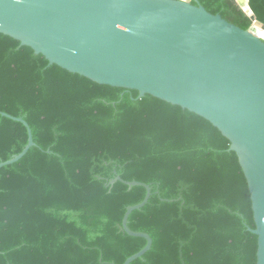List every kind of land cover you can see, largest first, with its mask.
Returning <instances> with one entry per match:
<instances>
[{
    "label": "trees",
    "instance_id": "16d2710c",
    "mask_svg": "<svg viewBox=\"0 0 264 264\" xmlns=\"http://www.w3.org/2000/svg\"><path fill=\"white\" fill-rule=\"evenodd\" d=\"M178 1V0H175ZM238 0H197L240 29ZM264 25V0H247ZM196 5L195 0H191ZM0 113L35 144L0 169V264H256L247 182L229 141L201 117L136 91L98 85L0 34ZM28 142L0 115V164Z\"/></svg>",
    "mask_w": 264,
    "mask_h": 264
},
{
    "label": "water",
    "instance_id": "95a60500",
    "mask_svg": "<svg viewBox=\"0 0 264 264\" xmlns=\"http://www.w3.org/2000/svg\"><path fill=\"white\" fill-rule=\"evenodd\" d=\"M0 0V34L58 66L98 85L136 91L187 110L215 127L230 143L247 182L257 237L256 264H264V25L247 0H238L252 22L244 31L195 0ZM22 152L0 164L17 163L35 144L28 124ZM128 207L121 231L144 239L131 264L151 248L144 233L127 227L132 212L150 197Z\"/></svg>",
    "mask_w": 264,
    "mask_h": 264
}]
</instances>
